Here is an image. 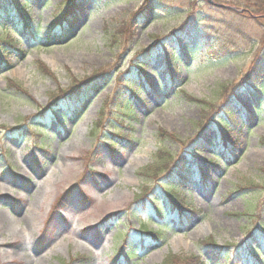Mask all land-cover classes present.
<instances>
[{
	"label": "rangeland",
	"instance_id": "obj_1",
	"mask_svg": "<svg viewBox=\"0 0 264 264\" xmlns=\"http://www.w3.org/2000/svg\"><path fill=\"white\" fill-rule=\"evenodd\" d=\"M2 1L19 51L0 69V264L264 262V18L246 0H79L61 34L69 0ZM179 173L193 218L167 210Z\"/></svg>",
	"mask_w": 264,
	"mask_h": 264
},
{
	"label": "trees",
	"instance_id": "obj_2",
	"mask_svg": "<svg viewBox=\"0 0 264 264\" xmlns=\"http://www.w3.org/2000/svg\"><path fill=\"white\" fill-rule=\"evenodd\" d=\"M2 2L3 1L0 0V9L3 11L6 8V6ZM78 2H79V0H69L67 2L68 5L70 4L69 11H67V13H65L63 16H61L60 19L59 18L57 19V26H52L51 27V31L52 32H55L57 34H61V32L65 31V29L67 27H69L70 24L76 20L77 13H80L79 11L81 9L80 6L78 5ZM26 4H27V2L25 4H23V5H26ZM245 4H246V7H248V8L252 7V8L255 9V12H253V13H255V15L258 14L259 16H257V17H259L261 19L264 18V0H246ZM21 7H23V6H21ZM149 7L151 8V4L149 5ZM149 7H148V9H150ZM15 9L18 10V11H21V9H19L17 6H15ZM22 10H23V8H22ZM70 12H73V13L70 14ZM140 13H138V14H140ZM138 14H137V16H138ZM24 15H27V14L24 13ZM144 16L142 15V16L138 17V20L142 19ZM9 20L10 19H7L6 15H4V14L0 15V27L4 28V25L6 23H8L7 21H9ZM26 20H28L27 17H26ZM27 22L28 21H24L22 23L20 22L19 24L15 23L14 27L17 28V26L23 25L24 26V30L29 32L30 25ZM62 38H63L62 35L58 36V39H62ZM0 42H3L5 44L4 47L0 46V69H1L2 67L10 66L9 56H11L12 53L18 52L19 49L16 47L18 42L16 40H14L13 38H9V37L6 36V38H0ZM168 65H169V67L171 69V75H173L174 77L175 76L179 77V73L175 70V65H176L175 59H171V61H168ZM254 65L252 66V70H251V72H253V76L251 78H250L249 74H248V76H249L251 82H253V84H257L259 79H260V77H261V74L262 73L264 74V63L262 65H257V67H254ZM99 84H100V79L87 81L86 83H84L83 86L85 87V90L87 89L88 91H93L94 89H96L98 87ZM149 86L151 88H155L156 89V87L154 85H152L151 83H149ZM71 89H72V87H70V89H68V91H70V92H67V93H65L66 92L65 90H62V93H64V96H62L61 98H59L57 100L59 101V100H64V99H72L76 95L78 96V93H80V92L74 91V90L71 91ZM157 93H158V89H156V92L153 95V98H156V94ZM136 98H137V96H136ZM56 103L57 102L55 101V104H53V105H56ZM58 103H57V106H55V107H59ZM129 106H130V102H129V100H127V104L121 106V108L119 107V109H120L119 111L123 115H127L130 118V117H132V114H130L131 111L129 110L130 109ZM225 112H226L225 113L226 115L230 116V111L226 110ZM224 129H225V127L222 130H224ZM227 131H229V130H227ZM227 131H225L224 134ZM158 136L161 138V140H166V139H168L170 137H173V135H168L162 129L159 130ZM225 137H226V135H225ZM160 155H162V158H163L161 167L164 165V170H166V168L168 167L167 164L173 163V159H172V157L169 156V154H166V153H162ZM230 157H233V154ZM175 178H176L175 182L170 185L171 192H168V191L165 192V194H166V196L168 197V200H169V201L165 200V202L167 204H170L169 205L170 208L167 209V210H171L173 215L176 216V219H178V217H177L178 214L179 215L185 214L186 216L191 215V217L193 218L195 216V214L199 213V210L193 209L192 207L189 208L187 205L184 204L182 199H180L178 197L177 192H175L176 185H178L180 183H184V182L187 183V179L180 173L177 174L175 176ZM61 201H62V199L60 200V198H59V200L57 201L56 204H58V206H61ZM152 202H153L152 204H153L155 213H157V216L159 218H162L165 215V211H166L165 208H163V206H162V204H161V202L159 200H158L157 204L154 203V200H152ZM182 218H183V215H182L181 219ZM145 225H146V220H142L141 224H140V228H142L141 231H143L144 233L150 234V236H152L156 240L161 237L162 232H150L145 227ZM249 236H250V238H253V236L256 237V234L250 232ZM209 242H210V244H209L210 247H215V245H214L212 240H210ZM250 252H251L252 256L255 259L258 260V255H260L259 249L255 248V247H251ZM131 255H132V253H129V252H125L124 253V256L126 258L131 256ZM164 264H206V263L203 262L201 260V258L198 257V256L177 257L175 255H172V256H169L167 258V260H166V262ZM259 264H264V262L259 261Z\"/></svg>",
	"mask_w": 264,
	"mask_h": 264
},
{
	"label": "bare ground",
	"instance_id": "obj_3",
	"mask_svg": "<svg viewBox=\"0 0 264 264\" xmlns=\"http://www.w3.org/2000/svg\"><path fill=\"white\" fill-rule=\"evenodd\" d=\"M31 215H33V214H31ZM17 224H19V221H17ZM27 231H28V229L25 226L20 228L21 233H25V232L28 233Z\"/></svg>",
	"mask_w": 264,
	"mask_h": 264
},
{
	"label": "water",
	"instance_id": "obj_4",
	"mask_svg": "<svg viewBox=\"0 0 264 264\" xmlns=\"http://www.w3.org/2000/svg\"><path fill=\"white\" fill-rule=\"evenodd\" d=\"M216 6H218V7H226V6H223V5H216Z\"/></svg>",
	"mask_w": 264,
	"mask_h": 264
}]
</instances>
